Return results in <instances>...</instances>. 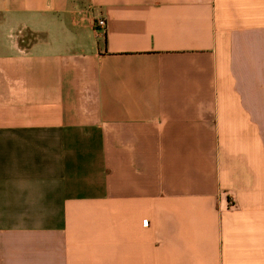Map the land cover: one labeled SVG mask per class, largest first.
<instances>
[{"label": "crops", "instance_id": "obj_1", "mask_svg": "<svg viewBox=\"0 0 264 264\" xmlns=\"http://www.w3.org/2000/svg\"><path fill=\"white\" fill-rule=\"evenodd\" d=\"M0 264H264V0H0Z\"/></svg>", "mask_w": 264, "mask_h": 264}, {"label": "built area", "instance_id": "obj_2", "mask_svg": "<svg viewBox=\"0 0 264 264\" xmlns=\"http://www.w3.org/2000/svg\"><path fill=\"white\" fill-rule=\"evenodd\" d=\"M94 30L97 35H103L105 33V21L98 19L94 25Z\"/></svg>", "mask_w": 264, "mask_h": 264}]
</instances>
